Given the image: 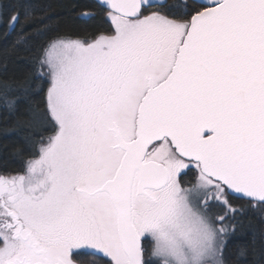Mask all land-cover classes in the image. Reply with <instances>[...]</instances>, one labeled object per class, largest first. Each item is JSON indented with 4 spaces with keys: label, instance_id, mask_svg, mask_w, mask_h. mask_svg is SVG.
Returning <instances> with one entry per match:
<instances>
[{
    "label": "snow or ice",
    "instance_id": "6c2138e0",
    "mask_svg": "<svg viewBox=\"0 0 264 264\" xmlns=\"http://www.w3.org/2000/svg\"><path fill=\"white\" fill-rule=\"evenodd\" d=\"M103 6L114 34L90 43L8 11L45 37L29 75L47 87L38 101L27 77L0 79L4 131L28 151L40 137L22 173L0 174V264H232L246 228L239 254L264 264V229L244 219L264 220V0Z\"/></svg>",
    "mask_w": 264,
    "mask_h": 264
},
{
    "label": "trees",
    "instance_id": "16d2710c",
    "mask_svg": "<svg viewBox=\"0 0 264 264\" xmlns=\"http://www.w3.org/2000/svg\"><path fill=\"white\" fill-rule=\"evenodd\" d=\"M194 2L196 1L188 0L189 4ZM0 3H3L7 9L1 14L0 22V79L27 77V83L33 89L34 98L38 101L43 99L47 85L45 81L29 74L33 72L35 58L39 54L41 45L44 44L45 37L36 34L37 25L35 24L20 23L9 27L8 11L17 8L21 20L29 8L34 9L33 15L38 18L46 14L44 23L47 25L49 35L58 33L71 39L89 42L100 35L114 33V26L107 16L108 9L95 0H0ZM22 32L32 34V39L24 45L26 50L20 49L17 54H13L9 50ZM4 118L5 113L0 108V174L22 173L26 161L38 158L40 137L34 136L31 151H28L23 140V132L4 131ZM37 130H39V117L37 118ZM50 134H44L45 142ZM185 179L193 181L194 176H188ZM232 199L238 204L247 203L235 196ZM244 219L246 225L250 224L257 230L264 229V220L260 218L258 211H249ZM251 242V228H246L243 234L237 232L230 237L228 250L232 264H250L253 257L248 254L240 256L239 253L241 247ZM144 243L147 245V242ZM87 259L88 264H93V262L94 264H109V261L101 256H90Z\"/></svg>",
    "mask_w": 264,
    "mask_h": 264
},
{
    "label": "water",
    "instance_id": "95a60500",
    "mask_svg": "<svg viewBox=\"0 0 264 264\" xmlns=\"http://www.w3.org/2000/svg\"><path fill=\"white\" fill-rule=\"evenodd\" d=\"M95 1H97L99 4H101L103 6V0H95ZM193 1H196V0H193ZM233 196L238 197V194L233 195Z\"/></svg>",
    "mask_w": 264,
    "mask_h": 264
},
{
    "label": "rangeland",
    "instance_id": "374dc122",
    "mask_svg": "<svg viewBox=\"0 0 264 264\" xmlns=\"http://www.w3.org/2000/svg\"><path fill=\"white\" fill-rule=\"evenodd\" d=\"M0 22H1V14H0ZM112 34H114V33H112ZM112 34H110V35H112ZM99 38V37H98ZM97 39V38H96ZM95 40V39H94ZM94 40H92V41H94ZM92 41H89V42H85V43H90V42H92Z\"/></svg>",
    "mask_w": 264,
    "mask_h": 264
}]
</instances>
